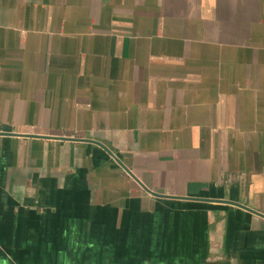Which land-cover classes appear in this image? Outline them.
I'll return each instance as SVG.
<instances>
[{
  "label": "crops",
  "instance_id": "1",
  "mask_svg": "<svg viewBox=\"0 0 264 264\" xmlns=\"http://www.w3.org/2000/svg\"><path fill=\"white\" fill-rule=\"evenodd\" d=\"M0 264H264V0H0Z\"/></svg>",
  "mask_w": 264,
  "mask_h": 264
},
{
  "label": "water",
  "instance_id": "2",
  "mask_svg": "<svg viewBox=\"0 0 264 264\" xmlns=\"http://www.w3.org/2000/svg\"><path fill=\"white\" fill-rule=\"evenodd\" d=\"M32 136V135H31ZM35 137V136H34ZM86 142H89V143H92V144H95L97 146H99L100 148H102L105 152H107V154H109L121 167H123L129 174L130 171L125 167V165L122 163V161L114 154V152H112L107 146H105L104 144L100 143V142H97V141H93V140H85ZM132 175V174H131ZM151 194L153 195H157V196H160L156 193H153L151 192ZM244 207V206H243ZM245 208V207H244ZM247 209V208H245ZM249 211L252 212V210L250 209H247ZM254 213H257V212H254Z\"/></svg>",
  "mask_w": 264,
  "mask_h": 264
}]
</instances>
